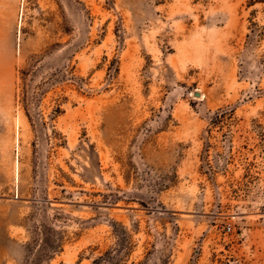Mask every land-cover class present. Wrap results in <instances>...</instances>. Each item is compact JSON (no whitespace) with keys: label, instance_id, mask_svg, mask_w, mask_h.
<instances>
[{"label":"rangeland","instance_id":"374dc122","mask_svg":"<svg viewBox=\"0 0 264 264\" xmlns=\"http://www.w3.org/2000/svg\"><path fill=\"white\" fill-rule=\"evenodd\" d=\"M0 264H264V0L0 13Z\"/></svg>","mask_w":264,"mask_h":264},{"label":"crops","instance_id":"0c3cea01","mask_svg":"<svg viewBox=\"0 0 264 264\" xmlns=\"http://www.w3.org/2000/svg\"><path fill=\"white\" fill-rule=\"evenodd\" d=\"M22 0H0V13H10V20L15 22L16 16L19 13Z\"/></svg>","mask_w":264,"mask_h":264},{"label":"trees","instance_id":"16d2710c","mask_svg":"<svg viewBox=\"0 0 264 264\" xmlns=\"http://www.w3.org/2000/svg\"><path fill=\"white\" fill-rule=\"evenodd\" d=\"M258 2H262V0H249V3H258ZM251 5V4H250ZM25 100L24 99H22V102H24ZM26 116H27V114H26ZM27 118H28V116H27ZM28 121L30 122V124H31V120H30V118H28Z\"/></svg>","mask_w":264,"mask_h":264},{"label":"water","instance_id":"95a60500","mask_svg":"<svg viewBox=\"0 0 264 264\" xmlns=\"http://www.w3.org/2000/svg\"><path fill=\"white\" fill-rule=\"evenodd\" d=\"M196 97H198L199 95L198 94H195Z\"/></svg>","mask_w":264,"mask_h":264}]
</instances>
